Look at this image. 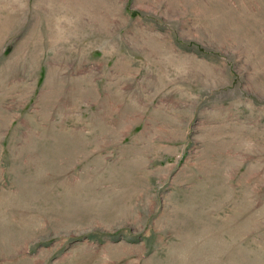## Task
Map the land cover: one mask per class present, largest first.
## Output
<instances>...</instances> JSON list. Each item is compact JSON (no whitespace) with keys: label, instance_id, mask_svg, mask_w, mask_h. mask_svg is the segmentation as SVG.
Here are the masks:
<instances>
[{"label":"rangeland","instance_id":"374dc122","mask_svg":"<svg viewBox=\"0 0 264 264\" xmlns=\"http://www.w3.org/2000/svg\"><path fill=\"white\" fill-rule=\"evenodd\" d=\"M0 264H264V0H0Z\"/></svg>","mask_w":264,"mask_h":264}]
</instances>
